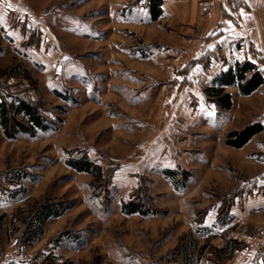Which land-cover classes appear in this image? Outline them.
Wrapping results in <instances>:
<instances>
[{"label": "rangeland", "instance_id": "1", "mask_svg": "<svg viewBox=\"0 0 264 264\" xmlns=\"http://www.w3.org/2000/svg\"><path fill=\"white\" fill-rule=\"evenodd\" d=\"M161 26L147 0H0V70L16 69L0 85L59 123L13 141L0 129V264H264V131L245 152L225 144L264 93L239 123L214 110L210 85L181 100ZM84 154L109 185L67 165ZM137 196L156 215H124ZM46 202L71 209L17 247Z\"/></svg>", "mask_w": 264, "mask_h": 264}, {"label": "crops", "instance_id": "2", "mask_svg": "<svg viewBox=\"0 0 264 264\" xmlns=\"http://www.w3.org/2000/svg\"><path fill=\"white\" fill-rule=\"evenodd\" d=\"M163 14L158 21L150 16V24L162 25V37L170 30L173 41L164 42L162 37L153 41L163 42L174 53L167 77L184 83L181 100L201 95L218 75L238 63H253L264 70V0H164ZM225 92L233 98L232 108L223 110L212 101L214 110L232 113L231 123H239L240 106L254 98L262 101L264 87L249 96L240 95L236 87H226ZM255 111L251 113L254 119L245 125L264 121V112ZM156 114L160 120L161 110ZM244 127H233L230 132ZM251 142L238 151L245 152Z\"/></svg>", "mask_w": 264, "mask_h": 264}, {"label": "trees", "instance_id": "3", "mask_svg": "<svg viewBox=\"0 0 264 264\" xmlns=\"http://www.w3.org/2000/svg\"><path fill=\"white\" fill-rule=\"evenodd\" d=\"M149 15L152 21H158L162 18L164 0H147ZM16 69L0 70V78L10 80ZM30 83H34L33 77L25 70L23 73ZM213 86L206 90V93L211 101L223 110L231 109L233 106V98L229 93L225 92L226 87H236L242 96H249L260 87H264V70L255 64L249 62L238 63L233 68H229L218 75ZM9 87L0 85V129L2 134L13 141L21 135H29L35 137L40 132H47L56 129L58 122L50 121L42 114L41 106L34 104L19 94L10 93ZM62 122L61 119H59ZM264 131V125L255 123V125L246 126L240 131H231L226 134V146L234 149H241L246 144L254 140L255 136ZM70 168L82 174H90L94 178V182H102L104 185H109L112 177L108 173H104L101 164H96L89 159L87 154L80 158L70 159L67 162ZM165 175L170 179L172 185L179 188L178 172L176 170H167ZM190 174L185 171L183 174V184L189 179ZM71 209L70 205L62 202L49 203L39 205L37 210L31 216V223L28 227V235L23 238H18L17 247L20 248L22 242L31 243L39 240L43 235L45 224L50 219H58L61 215ZM121 211L124 215H140L142 217L156 215L148 198L135 197L129 202L123 201ZM3 215L0 216V220ZM27 236V237H26ZM24 240V241H23ZM59 264H72L69 261L60 262Z\"/></svg>", "mask_w": 264, "mask_h": 264}, {"label": "built area", "instance_id": "4", "mask_svg": "<svg viewBox=\"0 0 264 264\" xmlns=\"http://www.w3.org/2000/svg\"><path fill=\"white\" fill-rule=\"evenodd\" d=\"M257 249L259 250L261 247H264V233L258 238L257 241Z\"/></svg>", "mask_w": 264, "mask_h": 264}, {"label": "snow or ice", "instance_id": "5", "mask_svg": "<svg viewBox=\"0 0 264 264\" xmlns=\"http://www.w3.org/2000/svg\"><path fill=\"white\" fill-rule=\"evenodd\" d=\"M9 7H11V5H9Z\"/></svg>", "mask_w": 264, "mask_h": 264}]
</instances>
